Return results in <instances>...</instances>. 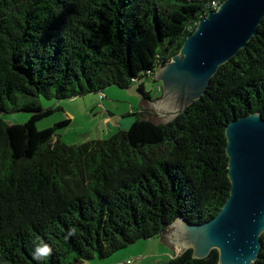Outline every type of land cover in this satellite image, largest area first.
<instances>
[{"label": "trees", "instance_id": "1", "mask_svg": "<svg viewBox=\"0 0 264 264\" xmlns=\"http://www.w3.org/2000/svg\"><path fill=\"white\" fill-rule=\"evenodd\" d=\"M222 0H0V264H82L140 239L162 238L177 216L212 218L228 197L224 127L264 118V17L174 119L133 110L127 129L66 144L35 122L66 99L151 76ZM31 112L23 123L3 114ZM258 257L264 264V230ZM51 252L34 259L37 246ZM186 248L163 264H217Z\"/></svg>", "mask_w": 264, "mask_h": 264}, {"label": "water", "instance_id": "2", "mask_svg": "<svg viewBox=\"0 0 264 264\" xmlns=\"http://www.w3.org/2000/svg\"><path fill=\"white\" fill-rule=\"evenodd\" d=\"M264 0H222L208 10L183 39L170 61L154 71L161 95L151 110L168 122L205 93L217 68L237 54L257 33ZM228 197L207 221L174 218L165 236L179 251L192 249L204 258L212 249L217 264H252L264 230V118L259 111L234 118L224 127Z\"/></svg>", "mask_w": 264, "mask_h": 264}, {"label": "rangeland", "instance_id": "3", "mask_svg": "<svg viewBox=\"0 0 264 264\" xmlns=\"http://www.w3.org/2000/svg\"><path fill=\"white\" fill-rule=\"evenodd\" d=\"M142 84L144 90L150 92L151 100L161 95L160 83L154 77H145ZM139 94L136 83H131L124 89L110 85L99 93L89 92L66 99L41 96L42 107H52L53 110L37 120L35 126L37 129L49 128L58 121L69 119L68 124L56 129V134L66 144H78L88 139L107 138L119 128L127 129L133 119L130 112L140 109L141 103L149 111L147 117L157 122L165 121L163 117L151 112L156 107L149 100H143ZM30 113L17 110L2 116L7 123L20 124L28 119ZM119 120L124 124H120ZM173 252L172 248L155 237L137 240L106 258L94 256L90 260H84L82 264H163Z\"/></svg>", "mask_w": 264, "mask_h": 264}, {"label": "clouds", "instance_id": "4", "mask_svg": "<svg viewBox=\"0 0 264 264\" xmlns=\"http://www.w3.org/2000/svg\"><path fill=\"white\" fill-rule=\"evenodd\" d=\"M51 252V248L47 244H43L42 246H37L33 258L39 259L41 257H46Z\"/></svg>", "mask_w": 264, "mask_h": 264}, {"label": "crops", "instance_id": "5", "mask_svg": "<svg viewBox=\"0 0 264 264\" xmlns=\"http://www.w3.org/2000/svg\"><path fill=\"white\" fill-rule=\"evenodd\" d=\"M148 100V99H147ZM148 102V101H147ZM145 103V102H144ZM143 104L141 103V106H142ZM133 111V110H132ZM133 120V119H132ZM120 121V120H119ZM120 124H124V123H121V121H120ZM129 125V124H128ZM127 125V126H128ZM169 239H167L166 238V236H165V234H164V236L160 239V241L161 242H163L164 244H166L167 246H169L170 248H172L173 249V254H171L170 256H172V255H178L180 252H181V250L179 251V249H178V247L177 246H175V245H172V244H170V242L168 241ZM169 256V257H170ZM168 257V258H169Z\"/></svg>", "mask_w": 264, "mask_h": 264}, {"label": "built area", "instance_id": "6", "mask_svg": "<svg viewBox=\"0 0 264 264\" xmlns=\"http://www.w3.org/2000/svg\"><path fill=\"white\" fill-rule=\"evenodd\" d=\"M212 5H213V9H216L217 8V4H216V2H212Z\"/></svg>", "mask_w": 264, "mask_h": 264}]
</instances>
